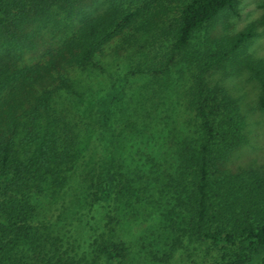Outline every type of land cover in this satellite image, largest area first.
<instances>
[{"label":"rangeland","instance_id":"1","mask_svg":"<svg viewBox=\"0 0 264 264\" xmlns=\"http://www.w3.org/2000/svg\"><path fill=\"white\" fill-rule=\"evenodd\" d=\"M111 2L63 1L51 7L45 22L30 13L17 25L6 19L0 29V139L24 149L16 122L25 119L37 96L55 89L56 95L67 96L68 117L79 123L86 138L85 157L96 164L101 157L119 158L128 176L122 202L111 205L108 215L90 202L79 168L70 171L63 183L31 198L33 245L45 259L63 257L79 263L90 261L100 242L111 241L123 250L122 264H221L224 250L189 233L187 191L181 193L177 186L181 149L196 136L187 105L194 71L189 60L193 53L224 52L222 38L252 26L254 34L236 58L206 74L210 87L224 90L227 111L242 137L211 169V178L224 182L227 172L247 180L264 177V111L258 107L264 82L262 0H237L235 13H223L208 29L195 33L187 60L156 77L150 70L170 48L168 31L184 0H125V8L141 5L143 11L98 52L103 73L67 60L65 45L85 21L105 13ZM117 78L127 79L123 134L108 145L95 132L93 101ZM56 107H61L59 101ZM36 251H28L33 259Z\"/></svg>","mask_w":264,"mask_h":264},{"label":"trees","instance_id":"2","mask_svg":"<svg viewBox=\"0 0 264 264\" xmlns=\"http://www.w3.org/2000/svg\"><path fill=\"white\" fill-rule=\"evenodd\" d=\"M63 1L69 0H0V29L6 19L17 25L30 13L45 22L51 17V7ZM124 1L112 0L105 13L84 22L65 45L68 61L85 70L105 71L98 52L143 11L141 5L133 10L125 8ZM184 1L168 31L170 48L159 65L150 70L152 77L187 60L185 55L196 32L208 29L221 14L236 12L237 0ZM261 6L260 21L264 24V0ZM253 34L252 26H247L230 38H222L224 52L193 53L189 60L194 71L187 88V105L195 120L196 136L181 149L177 186L179 192L187 191L189 233L207 238L224 250L221 264H264V177L254 175L247 180L241 174L227 172L224 182L212 180L211 169L242 137L238 123L227 111L229 101L224 90L210 87L206 80L210 68L235 59ZM126 80L111 79L107 89L94 97L95 132L108 145L118 142L123 134ZM58 96L61 99L56 100ZM58 101L60 108L56 107ZM67 101V96L56 95L55 89L37 96L25 119L16 122L21 127L24 149L0 139V264H122L123 250L111 241L100 242L94 257L80 263L63 257L45 259L33 245L34 206L30 199L63 183L70 171L81 170L87 197L106 209V215L111 205L124 198L128 176L122 163L116 157L112 161L101 157L96 164L85 157L86 138L79 123L68 117ZM258 107L264 111V82ZM30 250L38 253L36 259Z\"/></svg>","mask_w":264,"mask_h":264}]
</instances>
